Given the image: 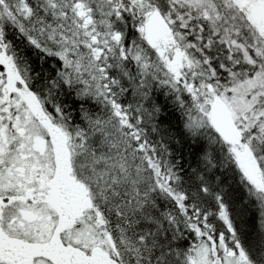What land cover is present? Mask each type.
<instances>
[{
  "label": "snow or ice",
  "instance_id": "obj_1",
  "mask_svg": "<svg viewBox=\"0 0 264 264\" xmlns=\"http://www.w3.org/2000/svg\"><path fill=\"white\" fill-rule=\"evenodd\" d=\"M0 264H264V0H0Z\"/></svg>",
  "mask_w": 264,
  "mask_h": 264
}]
</instances>
